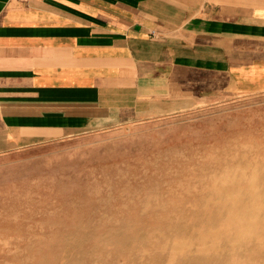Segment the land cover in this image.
Listing matches in <instances>:
<instances>
[{
	"label": "rangeland",
	"instance_id": "rangeland-1",
	"mask_svg": "<svg viewBox=\"0 0 264 264\" xmlns=\"http://www.w3.org/2000/svg\"><path fill=\"white\" fill-rule=\"evenodd\" d=\"M0 264H264V92L0 152Z\"/></svg>",
	"mask_w": 264,
	"mask_h": 264
},
{
	"label": "crops",
	"instance_id": "crops-1",
	"mask_svg": "<svg viewBox=\"0 0 264 264\" xmlns=\"http://www.w3.org/2000/svg\"><path fill=\"white\" fill-rule=\"evenodd\" d=\"M264 92V0H0V152Z\"/></svg>",
	"mask_w": 264,
	"mask_h": 264
},
{
	"label": "bare ground",
	"instance_id": "bare-ground-1",
	"mask_svg": "<svg viewBox=\"0 0 264 264\" xmlns=\"http://www.w3.org/2000/svg\"><path fill=\"white\" fill-rule=\"evenodd\" d=\"M240 197H242V196H240ZM251 200H252V199H251ZM252 201H253V200H252ZM252 201H251V202H252ZM236 202H237V201H236ZM253 202H254V201H253ZM235 207H237V205H236ZM237 208H238V207H237ZM239 208H241V206H240ZM241 209H242V208H241ZM224 212L226 213V211H224ZM224 212H222V213H224ZM227 212H228V210H227ZM242 212H243V211H242ZM242 214H244V212H243ZM222 215H224V214H222ZM234 215H235V214H234ZM240 215H241V214H240ZM244 215H245V214H244ZM225 218H226V217H225ZM222 219H224V218L222 217ZM244 219H246L245 216H244ZM244 219H243V220H244ZM247 219H248V218H247ZM241 220H242V218H241ZM232 223H233V222H232ZM234 224H235V223H234ZM246 224H247V223H246ZM232 229H233V228H232ZM198 255H199V254H198ZM205 256L208 257L207 255H205ZM205 256H204V257H205ZM213 257H214V256H213ZM215 257H216V256H215ZM207 259H208V258H207Z\"/></svg>",
	"mask_w": 264,
	"mask_h": 264
}]
</instances>
